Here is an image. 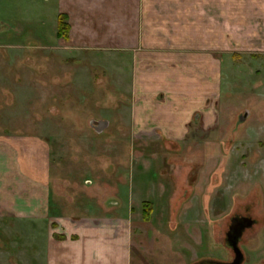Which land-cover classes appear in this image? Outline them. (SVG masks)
I'll return each mask as SVG.
<instances>
[{
  "label": "rangeland",
  "instance_id": "rangeland-1",
  "mask_svg": "<svg viewBox=\"0 0 264 264\" xmlns=\"http://www.w3.org/2000/svg\"><path fill=\"white\" fill-rule=\"evenodd\" d=\"M55 4L0 0V139L18 143L21 168L41 165L45 187L29 217L0 216V264H41L59 217H101L121 202L144 218L143 200L153 205L154 250L175 264L225 257L238 211L258 218L250 250L264 260V0H227L239 23L227 22L224 47L209 51L214 118L208 128L199 114L185 131L145 124L138 98L149 80L141 91L148 77L132 54L58 41ZM185 73H174L172 90L188 84Z\"/></svg>",
  "mask_w": 264,
  "mask_h": 264
},
{
  "label": "crops",
  "instance_id": "crops-1",
  "mask_svg": "<svg viewBox=\"0 0 264 264\" xmlns=\"http://www.w3.org/2000/svg\"><path fill=\"white\" fill-rule=\"evenodd\" d=\"M54 2L56 20L60 13H65L71 25L69 39L57 37L58 41L75 49L132 54L136 72L148 77L140 79V90L143 82L149 80V90L142 89L140 95L143 98H138L140 110L146 109L147 126L185 131L200 124L194 123V119L203 114L202 123L210 127L214 117L208 100L213 93L212 77L217 80V76L211 74L209 51L224 47L227 22L239 23L227 15V0ZM54 28L57 33V23ZM178 69L185 70L182 80L188 84L183 89L172 90L170 83L177 78L174 73ZM158 82L160 86H157ZM160 88L164 93L158 95L156 92ZM40 147L30 151L32 158L43 155ZM19 149L15 141L6 143L0 139V216L10 214L17 221L33 212L40 194L37 189L45 193V187L40 186L43 178L37 171L41 165L36 164L37 170L21 168ZM118 204L116 207L119 208L113 209L115 213L106 212L108 216L59 217L58 226L48 231L45 250L36 255L41 264H175L170 260L172 253L168 250L162 253L154 250L153 216L150 220H145L142 215L135 218L136 212L126 214V209L120 207L121 202ZM199 259L195 256L188 264Z\"/></svg>",
  "mask_w": 264,
  "mask_h": 264
},
{
  "label": "flooded vegetation",
  "instance_id": "flooded-vegetation-1",
  "mask_svg": "<svg viewBox=\"0 0 264 264\" xmlns=\"http://www.w3.org/2000/svg\"><path fill=\"white\" fill-rule=\"evenodd\" d=\"M258 224V218H255L253 215L240 211L235 212L231 215L224 231L223 245L226 247L228 254L223 258L209 257L199 259L192 264H203L213 261L231 264L236 259L233 244H236L242 252L240 264H264V260L256 259V254L254 253H257V251L250 250L251 238L258 239L259 229H255ZM263 227L264 225H262V229Z\"/></svg>",
  "mask_w": 264,
  "mask_h": 264
},
{
  "label": "trees",
  "instance_id": "trees-1",
  "mask_svg": "<svg viewBox=\"0 0 264 264\" xmlns=\"http://www.w3.org/2000/svg\"><path fill=\"white\" fill-rule=\"evenodd\" d=\"M71 25L69 23V17L65 13H60L58 15L57 21V37L60 39L68 40L70 34ZM153 210L152 202H143V215L145 220H150L151 213Z\"/></svg>",
  "mask_w": 264,
  "mask_h": 264
},
{
  "label": "water",
  "instance_id": "water-1",
  "mask_svg": "<svg viewBox=\"0 0 264 264\" xmlns=\"http://www.w3.org/2000/svg\"><path fill=\"white\" fill-rule=\"evenodd\" d=\"M234 250L236 252V259L231 263V264H240V259L242 257V252L239 249V247L236 244H233ZM203 264H222L221 262H207V263H203Z\"/></svg>",
  "mask_w": 264,
  "mask_h": 264
}]
</instances>
